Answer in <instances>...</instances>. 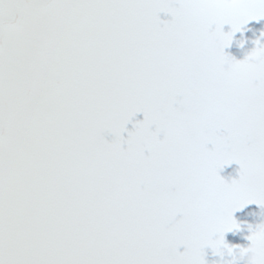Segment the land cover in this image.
<instances>
[{"label": "snow or ice", "instance_id": "6c2138e0", "mask_svg": "<svg viewBox=\"0 0 264 264\" xmlns=\"http://www.w3.org/2000/svg\"><path fill=\"white\" fill-rule=\"evenodd\" d=\"M261 18L264 0H0V264H264V224L224 240L264 206V44L224 51Z\"/></svg>", "mask_w": 264, "mask_h": 264}, {"label": "flooded vegetation", "instance_id": "af4514ba", "mask_svg": "<svg viewBox=\"0 0 264 264\" xmlns=\"http://www.w3.org/2000/svg\"><path fill=\"white\" fill-rule=\"evenodd\" d=\"M159 17L162 21L172 19L171 15L165 12H161ZM222 31L225 33L231 31V25H223ZM262 33H264V18L258 21H249L242 26L241 31L233 34L231 44L224 49L225 53L235 60H244L258 46V43L264 44V35ZM143 118V113H138L134 117V121L143 120ZM127 127L131 130L133 127L132 123H129ZM124 135L127 137V133H124ZM238 172L239 165L233 162L220 170L219 174L230 182L232 179L239 178ZM233 216L239 224V228L226 232L224 240L229 247L234 248V251H238L240 247H248L250 245L247 237L251 235V231L255 230L258 225L264 224V206L255 203L248 204L243 209L234 212ZM180 251H183V247L180 248ZM222 251L223 255L215 252L211 247H206L204 249L206 264H228V262L233 260V256L227 253V249ZM236 264H246V258L240 259L237 257Z\"/></svg>", "mask_w": 264, "mask_h": 264}]
</instances>
